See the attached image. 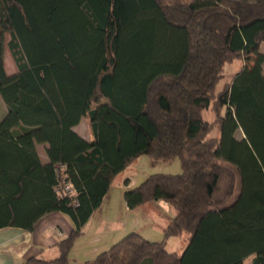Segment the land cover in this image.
I'll return each instance as SVG.
<instances>
[{
	"label": "trees",
	"instance_id": "1",
	"mask_svg": "<svg viewBox=\"0 0 264 264\" xmlns=\"http://www.w3.org/2000/svg\"><path fill=\"white\" fill-rule=\"evenodd\" d=\"M263 41L264 0H0V229L33 230L54 212L75 224L56 257L24 264H70L83 227L142 155L179 158L182 172L150 174L125 191L128 207L164 200L175 216L162 240L130 231L86 264H264ZM84 117L92 140L75 130ZM183 235L185 249L170 251Z\"/></svg>",
	"mask_w": 264,
	"mask_h": 264
},
{
	"label": "crops",
	"instance_id": "2",
	"mask_svg": "<svg viewBox=\"0 0 264 264\" xmlns=\"http://www.w3.org/2000/svg\"><path fill=\"white\" fill-rule=\"evenodd\" d=\"M261 51L264 53V41L261 45ZM83 119L84 118H82L81 122L75 127V130L87 140H92L93 135L91 131L88 129V133L86 134L81 128ZM47 148L48 144L46 143L37 144V150L43 163H48L50 160ZM151 161L152 159L150 157L142 155L132 164L135 166V174L133 173V176H131L132 172H130L129 169L131 165L126 171L121 173L123 174V185L120 187L123 191V195L118 200L117 205H115L114 201L109 202L105 207V201L111 192L112 184L101 206L94 211L83 227V234L75 241L70 253V264H86L89 260L96 258L101 252L109 249L126 233L135 231L133 228H128L126 220L134 214L138 208H144L147 204H150L148 209L156 216L154 218L162 219L160 226H158L160 228L158 229L163 230L164 237V228L169 223V219L176 214V211L168 202L164 200L150 202L135 209H130L125 200V191L139 186L143 180L147 178L144 179L141 175L137 178L135 177V175L138 174L137 171H141L139 169L140 165L147 166ZM136 167L138 168L136 169ZM117 224L118 226H115ZM74 227L75 224L68 215L61 212H54L39 220L33 230H24L20 228L0 229V264H24L25 261L32 256L54 258L58 255L57 243L66 238ZM141 234L144 235L142 232ZM161 235L162 234H160V237H162ZM145 237L147 238V236ZM143 264H152V262L150 260H145Z\"/></svg>",
	"mask_w": 264,
	"mask_h": 264
},
{
	"label": "rangeland",
	"instance_id": "3",
	"mask_svg": "<svg viewBox=\"0 0 264 264\" xmlns=\"http://www.w3.org/2000/svg\"><path fill=\"white\" fill-rule=\"evenodd\" d=\"M10 38H11L10 34L7 33V35H6L7 45H6V51H5V65H6L7 72L11 75V74L18 72V67H17L16 62L13 58L11 50L8 46V42H9ZM242 64H243V61L238 60V61H235L234 63L227 66L226 71L223 73V76H222L220 83L217 85V92L222 90L223 87L225 86V84L230 82L233 79L234 75L238 72V70ZM132 81H133V75L130 73H127L126 79H124V83H126V82L131 83ZM96 106H97V104H93L92 108H94ZM6 112H7V105H6L3 97L0 95V119H2L5 116ZM205 116L208 119H213V114L211 113L210 110H207L205 112ZM81 128L83 129L84 133H86V134L88 133L87 132L88 129H89V131H91L90 126L88 124V120L85 117L83 119V124H82ZM212 135L219 136L220 131L218 129H216L212 133ZM236 137H238L240 139L243 137V131L241 129L237 130ZM148 157H150V156H148ZM134 167L135 166H133V165H131L129 167L130 172H132L131 176H133L135 174L134 173L135 172ZM137 168L138 167H136V169ZM139 169L141 171L140 172L137 171L138 174H136L135 177L137 178L141 175V177L143 176V178L145 179L150 174L157 173V172L171 173V174L181 173L182 172V165H181L179 158L173 160L172 162H168V163L162 162V161H156V160L152 159V161L149 165H147V166L146 165H144V166L140 165ZM122 185H123V174H120L117 177V179L115 180V182L113 183V186L111 188V192L107 196V200L105 201V207L108 205L109 202L115 201V205L118 204V200L123 195V191L120 187ZM149 205L150 204H147L146 207H144V208H138L136 210V212H134V214H132L126 220V225L130 229L133 228L135 231H138L140 233L142 232L144 234V236H147V238H152L151 240L159 241V240L163 239V230L158 229V228H160L158 226H160L162 219L160 220V218H154L156 216L148 209ZM170 220L171 219H169V221ZM115 226H118V224ZM159 233L162 234L161 235L162 237H160ZM158 238H161V239H158ZM187 243H188L187 235L173 236V237L169 238L167 248L169 250H179L180 252H182L185 249V247L187 246ZM253 257L254 256L248 257L245 260V264H252Z\"/></svg>",
	"mask_w": 264,
	"mask_h": 264
},
{
	"label": "built area",
	"instance_id": "4",
	"mask_svg": "<svg viewBox=\"0 0 264 264\" xmlns=\"http://www.w3.org/2000/svg\"><path fill=\"white\" fill-rule=\"evenodd\" d=\"M56 173L60 179L61 191L68 196H75L76 189L72 182L65 180V166L62 163L58 164L56 168Z\"/></svg>",
	"mask_w": 264,
	"mask_h": 264
}]
</instances>
